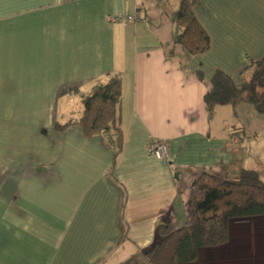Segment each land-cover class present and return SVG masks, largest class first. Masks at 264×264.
I'll use <instances>...</instances> for the list:
<instances>
[{
    "label": "crops",
    "instance_id": "obj_1",
    "mask_svg": "<svg viewBox=\"0 0 264 264\" xmlns=\"http://www.w3.org/2000/svg\"><path fill=\"white\" fill-rule=\"evenodd\" d=\"M177 8L0 0V264H147L156 227L189 222L201 175L234 182L250 170L264 182V116L242 104L208 118L203 101L215 71L238 84L247 59L264 58V0H199L210 40L199 56L173 44ZM133 14L142 20L106 21ZM115 73L117 157L113 131L86 138L76 124L82 98ZM152 140L167 143L168 164L147 152ZM246 220L259 221L249 256L264 264V218L231 221L227 243L206 250L229 244L232 223ZM238 231L245 246L249 233Z\"/></svg>",
    "mask_w": 264,
    "mask_h": 264
},
{
    "label": "trees",
    "instance_id": "obj_2",
    "mask_svg": "<svg viewBox=\"0 0 264 264\" xmlns=\"http://www.w3.org/2000/svg\"><path fill=\"white\" fill-rule=\"evenodd\" d=\"M162 1L157 0V3ZM177 1L178 8L172 14L173 44L190 56L206 53L210 40L194 15L199 0ZM197 76L201 79L200 73ZM120 98L121 79L115 73L82 98V114L76 122L86 138L113 131L115 157L120 154L123 142L117 125ZM203 101L208 118L217 106L235 109L242 104L264 116V58L247 59L238 84L229 75L215 71ZM233 135L240 136L243 132L236 130ZM253 218H264V182L256 172L243 170L234 182H221L209 175H201L194 186L193 213L189 222L179 229L158 225V240L142 255L147 264H192L201 250L227 243L231 221Z\"/></svg>",
    "mask_w": 264,
    "mask_h": 264
},
{
    "label": "rangeland",
    "instance_id": "obj_3",
    "mask_svg": "<svg viewBox=\"0 0 264 264\" xmlns=\"http://www.w3.org/2000/svg\"><path fill=\"white\" fill-rule=\"evenodd\" d=\"M258 222V220H246L232 223L233 226L230 228L229 244L219 249L201 250L198 260L192 264H243V261L246 262L244 264H252V256L249 255L251 253L253 254L255 247L252 245V243L251 245L249 243L253 242V240L257 237L253 234L252 226L259 225ZM238 229L249 233V236L244 239L245 246H241L242 242L237 240L240 239L236 237L238 236L237 234H239ZM256 232H258V230ZM258 237H260L257 239V242L259 243L258 249L264 257V235L261 233ZM124 264L130 263L127 262Z\"/></svg>",
    "mask_w": 264,
    "mask_h": 264
},
{
    "label": "built area",
    "instance_id": "obj_4",
    "mask_svg": "<svg viewBox=\"0 0 264 264\" xmlns=\"http://www.w3.org/2000/svg\"><path fill=\"white\" fill-rule=\"evenodd\" d=\"M139 2L140 0H135ZM141 17L138 14L123 15V16H107L106 21L109 24H122L127 25L141 21ZM147 152L157 160H160L166 164L170 162V151L167 143L162 140H152L147 146Z\"/></svg>",
    "mask_w": 264,
    "mask_h": 264
}]
</instances>
